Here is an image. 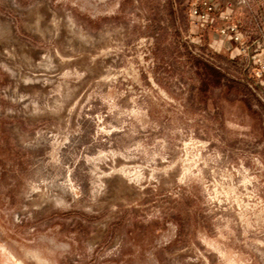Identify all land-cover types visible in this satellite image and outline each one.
Here are the masks:
<instances>
[{"label":"rangeland","instance_id":"374dc122","mask_svg":"<svg viewBox=\"0 0 264 264\" xmlns=\"http://www.w3.org/2000/svg\"><path fill=\"white\" fill-rule=\"evenodd\" d=\"M263 65L264 0H0V264H264Z\"/></svg>","mask_w":264,"mask_h":264},{"label":"built area","instance_id":"2783aa9c","mask_svg":"<svg viewBox=\"0 0 264 264\" xmlns=\"http://www.w3.org/2000/svg\"><path fill=\"white\" fill-rule=\"evenodd\" d=\"M204 5H206V7L208 8V10H211V11L213 10V5L210 4L209 2H205ZM194 13H197V14L200 13V9L197 6L194 7ZM234 29L235 28L232 27V30H234ZM242 38H243L242 34H239V33L236 32V34H235V40L239 41V40H242ZM263 69H264V65H263Z\"/></svg>","mask_w":264,"mask_h":264}]
</instances>
